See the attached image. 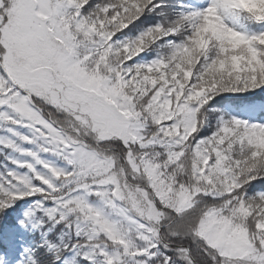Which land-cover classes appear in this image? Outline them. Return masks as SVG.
Segmentation results:
<instances>
[{
  "label": "snow or ice",
  "instance_id": "1",
  "mask_svg": "<svg viewBox=\"0 0 264 264\" xmlns=\"http://www.w3.org/2000/svg\"><path fill=\"white\" fill-rule=\"evenodd\" d=\"M0 264H264V0H0Z\"/></svg>",
  "mask_w": 264,
  "mask_h": 264
}]
</instances>
